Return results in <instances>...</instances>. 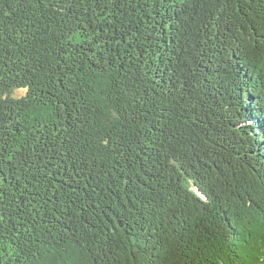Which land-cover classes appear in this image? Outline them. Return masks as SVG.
I'll return each instance as SVG.
<instances>
[{
    "label": "trees",
    "instance_id": "trees-1",
    "mask_svg": "<svg viewBox=\"0 0 264 264\" xmlns=\"http://www.w3.org/2000/svg\"><path fill=\"white\" fill-rule=\"evenodd\" d=\"M0 264H264V0H0Z\"/></svg>",
    "mask_w": 264,
    "mask_h": 264
},
{
    "label": "rangeland",
    "instance_id": "rangeland-1",
    "mask_svg": "<svg viewBox=\"0 0 264 264\" xmlns=\"http://www.w3.org/2000/svg\"><path fill=\"white\" fill-rule=\"evenodd\" d=\"M23 92H24L23 89H17V90L15 91V94H16V95H21Z\"/></svg>",
    "mask_w": 264,
    "mask_h": 264
}]
</instances>
